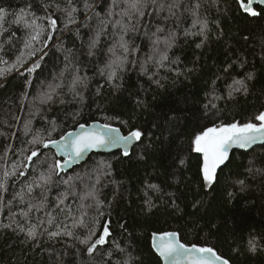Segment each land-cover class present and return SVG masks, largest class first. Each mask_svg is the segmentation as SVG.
<instances>
[{
  "label": "trees",
  "instance_id": "1",
  "mask_svg": "<svg viewBox=\"0 0 264 264\" xmlns=\"http://www.w3.org/2000/svg\"><path fill=\"white\" fill-rule=\"evenodd\" d=\"M85 2L91 7L85 9ZM174 2L179 7L172 14L168 5ZM197 3L200 22L194 23ZM29 4L41 18L37 24L47 28L43 17L52 14L58 27L51 39L44 31L25 48L32 29L14 23L11 13ZM73 6L76 23L65 28L68 0H0L9 13L0 25V68L21 57L0 76V264H127L129 254L132 264H163L151 236L166 231L178 232L187 245L212 247L231 264H264V145L234 151L211 189L200 173L202 154L192 145L206 128L258 123L254 117L264 111V7L257 5L261 15L253 17L237 0H219L218 7L213 0H156L140 17L126 0H73ZM205 20L207 40L199 34ZM157 27L164 31L156 33ZM170 33L176 38L168 46ZM124 56L120 79L109 81L107 70L100 74ZM31 63L39 67L29 72ZM250 72L255 76L248 80ZM77 74L87 79L73 90ZM236 80L245 81L247 94L232 91ZM93 121L124 134L140 128L145 135L129 156L93 153L67 172H53L63 159L44 144ZM39 136L42 143L33 144ZM33 151L38 155L28 167ZM41 173L51 174L48 184L41 185ZM12 221L36 226L40 234L29 239L16 224L3 227ZM105 224L111 235L89 255L80 240L90 230L97 239ZM65 227L73 236L49 239L48 232Z\"/></svg>",
  "mask_w": 264,
  "mask_h": 264
},
{
  "label": "snow or ice",
  "instance_id": "2",
  "mask_svg": "<svg viewBox=\"0 0 264 264\" xmlns=\"http://www.w3.org/2000/svg\"><path fill=\"white\" fill-rule=\"evenodd\" d=\"M131 9H134L135 12L140 16H144V9L149 6V3L152 5H156V0H126ZM214 4L218 7L219 0H213ZM256 0H238L239 7L243 10L244 13L250 14L253 17L261 15L260 12L256 11L253 5ZM260 3L264 4V0H259ZM115 3V0H114ZM69 7L65 9L66 12V20H65V28L70 24L76 23V17L74 13H76L77 9L73 6V0H68ZM51 4L41 3V7L47 9L51 7ZM54 7L57 10H60V5L55 4ZM85 9L91 7L87 2L84 4ZM179 7L177 3L169 4L168 10L170 13H173V9ZM201 7L199 3L195 5V9L193 14L197 16V20L194 23L200 22L198 19V9ZM160 8L163 9L164 5H160ZM32 5L29 4L26 8H21L19 12L11 13L15 19L14 23L23 24L27 28H31L33 34L30 36L29 42L25 43V48L31 47V43L33 41H37L41 38V35L44 31H48L50 34L48 39H51V33L55 32L58 27L57 18H53L52 14H48L43 17L44 20L48 21L47 28L43 25L37 24L36 21L41 19L37 17L35 12L31 11ZM9 15L7 9L4 7H0V25L4 22L5 18ZM29 17L31 19H29ZM119 23V22H117ZM207 29V21H203V27L201 28L200 35L204 37V40H207V35L205 31ZM162 28L157 27L156 33L163 32ZM156 33H153V36H156ZM187 35V33H185ZM176 38L175 33H170L169 36L165 39L164 43L170 46ZM247 39V37H245ZM99 33H97L96 38H94L89 44V55H94L92 51L98 43ZM203 40L200 44H197L196 47L200 48L203 46ZM160 43L159 37L153 40L154 45H158ZM120 47L123 49L125 54L129 53V47L127 43L123 42V37H121ZM110 52L113 49H109ZM132 51H136L135 48ZM31 55H35V52L30 53ZM67 58V57H66ZM152 59V57H149ZM163 60H167V56L164 55L162 57ZM6 63V62H5ZM21 63V57H17L16 62L12 65H8L5 68H0V76H4L6 73L10 72L12 69L16 68L18 64ZM127 63V56L118 57L115 60H110L108 64L105 65L104 69L100 70V74L104 75L107 70V78L109 81H116L120 79L119 73L125 69ZM162 66V64H161ZM39 67V63L34 64L31 69H28L29 72L35 71V69ZM177 74H180L177 72ZM255 76V73H248L247 79L251 80ZM87 77H81L77 74L73 79V90L76 85L84 82ZM156 83H159L156 81ZM234 84L238 87L232 89V91H243L247 94V87L245 85L244 80H236ZM112 87L116 90H119L122 85L120 83H113ZM232 92H229V97H231ZM51 97H49L50 99ZM139 103V102H138ZM255 121H248L245 123L233 122L229 124H221L214 127L206 128L201 131L199 134L195 135L192 145L194 147L195 152L202 154V160L200 163V173L202 176V180L204 186L211 189L213 185L217 182L218 176L217 172L221 166L225 165L229 160V152L234 146L239 148H248L252 144L256 143L258 140H264V111L260 112L257 116L254 117ZM126 123V122H125ZM83 127V126H81ZM118 129H114L109 124H105L100 129H93L86 133L80 134L77 138L72 141L70 144H65L63 147L70 148V152L68 155L72 157V159L79 158L85 151L93 148H101L108 144H117L122 143L124 145V156H129L130 153L128 151L129 144L133 141H141L142 137L145 133L140 128H135L128 132L127 135H119L114 136L112 133L118 132ZM71 135V134H69ZM65 139V138H62ZM33 144L42 143L39 137H35L32 141ZM49 143L55 144L57 148H61V141H53L50 140ZM47 144H44V147H47ZM37 151H33L31 156L28 157L31 160L32 157L37 156ZM70 163V160H65L63 163L57 162L52 171L54 172L56 169L63 170L66 165ZM183 163V161H181ZM252 169H249L251 172ZM260 171V170H257ZM51 181V174L48 176H41L40 183L48 184ZM236 183L240 186V190L244 191L247 188V185L243 179H238ZM2 187V185H0ZM149 188H157L156 185H149ZM29 192L33 191L32 186L28 188ZM231 195V194H230ZM61 203L63 201L61 200ZM149 208L153 206L152 201H146ZM178 208V206H176ZM25 215H27L25 213ZM52 220H49L51 223ZM99 223V221H97ZM13 224H16V227L20 229L22 232H26V235L29 239H35L40 233H38L36 226H31L28 228H24L20 224L12 221L9 224L3 225L6 228H12ZM61 235L64 236H73V232L67 230V228L59 229L57 231L48 232L49 239H53L59 237ZM96 235L94 230L89 231L88 237L80 240V243L87 245V253L91 255L97 249V246L104 245L107 242V238L111 235L108 224L103 225L102 233L95 240L92 239ZM151 246L152 248L159 254L160 257L163 258L165 264H229V261L221 257L217 254V252L211 247H200L196 244H192L191 246L183 244L180 242L179 233L177 232H162V233H152L151 236ZM249 250L255 252L257 250L256 244L253 241L249 242ZM123 251V249H121ZM132 257L129 254V260L127 264H132Z\"/></svg>",
  "mask_w": 264,
  "mask_h": 264
},
{
  "label": "water",
  "instance_id": "3",
  "mask_svg": "<svg viewBox=\"0 0 264 264\" xmlns=\"http://www.w3.org/2000/svg\"><path fill=\"white\" fill-rule=\"evenodd\" d=\"M238 1V0H237ZM257 5L261 6V7H264V4L260 3L259 0H256L255 4L253 5V7L255 8L256 10V7ZM250 15V14H249ZM105 125L104 123L100 122V121H93L92 123L90 124H82L80 126H78L76 129L74 130H71L69 132H67L62 138H65V139H57V140H53V141H61V148H57V146L55 144H51L49 143V141L46 143L48 146L46 148H50V149H53L55 151V153L57 154V156L61 159H63L62 161H60V163L62 164L63 161L65 160H70V163L68 165H66L64 167L63 170H60V171H69L71 170L73 167H75L76 165H79L83 162H85L89 156L93 153H112V152H116V151H122L124 153V145L122 143H117V144H108L104 147H101V148H93V149H89L87 151H85L79 158L77 159H72V157L70 155H68V153L70 152V148H66V147H63V145L65 144H70L72 141H74L78 135L80 134H83V133H86L90 130H93V129H100L102 128V126ZM83 126V127H81ZM112 128L114 129H118L119 131L116 132V133H112V135L114 136H119V135H127V134H124L123 131L119 128V127H116V126H111ZM71 134V135H69ZM139 141H133L129 144V147H128V151L129 153H131L132 149L138 144ZM264 145V140H258L256 143L252 144L250 147L248 148H239V147H236L234 146L232 149H230V152H229V159L231 157V155L233 154L234 151L236 150H250L256 146H263ZM32 159L33 157L31 158V160H29V164H28V167H30V164L32 162ZM229 161V160H228ZM227 161V162H228ZM226 162V163H227ZM226 165V164H225ZM223 165V166H225ZM221 166V168L223 167ZM220 168V169H221ZM218 169V171L220 170ZM218 173V172H217ZM166 232H174V231H166ZM178 233V232H177ZM180 239V237H179ZM181 243H183L181 240H180ZM152 243V242H151ZM185 244V243H183ZM187 245V244H186ZM191 246V245H189ZM197 246H200V245H197ZM200 247H203V246H200ZM206 247H209V246H206ZM212 248V247H211ZM154 250V249H153ZM215 250V249H214ZM216 251V250H215ZM154 252L158 255V257L161 259L162 263L165 264L164 260L162 257L159 256V254L154 250ZM217 252V251H216ZM218 255H220L218 252H217ZM221 256V255H220ZM223 257V256H221ZM224 259L228 260L227 258L223 257ZM229 261V260H228ZM229 264L230 261H229Z\"/></svg>",
  "mask_w": 264,
  "mask_h": 264
},
{
  "label": "rangeland",
  "instance_id": "4",
  "mask_svg": "<svg viewBox=\"0 0 264 264\" xmlns=\"http://www.w3.org/2000/svg\"><path fill=\"white\" fill-rule=\"evenodd\" d=\"M33 64L34 63H31V64H29L30 65V69L33 67ZM39 138H40V140L43 138V136L41 137V136H39ZM34 158V157H33ZM32 166H33V164H32ZM20 166L18 165V167H17V171H19V172H21L20 170ZM36 171V170H35ZM46 173V172H45ZM42 174H44V173H41V174H38V177H39V180H40V176L42 175Z\"/></svg>",
  "mask_w": 264,
  "mask_h": 264
},
{
  "label": "bare ground",
  "instance_id": "5",
  "mask_svg": "<svg viewBox=\"0 0 264 264\" xmlns=\"http://www.w3.org/2000/svg\"><path fill=\"white\" fill-rule=\"evenodd\" d=\"M87 160H88V159H87ZM87 160H86V161H87Z\"/></svg>",
  "mask_w": 264,
  "mask_h": 264
}]
</instances>
